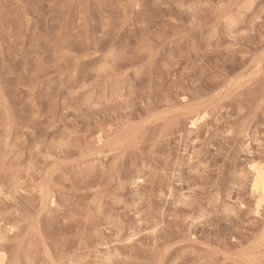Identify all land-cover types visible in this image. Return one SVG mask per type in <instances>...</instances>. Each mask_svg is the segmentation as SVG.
<instances>
[{"label":"rangeland","instance_id":"374dc122","mask_svg":"<svg viewBox=\"0 0 264 264\" xmlns=\"http://www.w3.org/2000/svg\"><path fill=\"white\" fill-rule=\"evenodd\" d=\"M254 161L264 0H0L4 264H264Z\"/></svg>","mask_w":264,"mask_h":264},{"label":"bare ground","instance_id":"6f19581e","mask_svg":"<svg viewBox=\"0 0 264 264\" xmlns=\"http://www.w3.org/2000/svg\"><path fill=\"white\" fill-rule=\"evenodd\" d=\"M201 109V108H199ZM198 111V110H197ZM192 112V111H191ZM205 114H206V111H198L196 113H194V115L192 116V120L190 119L191 121V125L192 126H195L201 119H204L205 118ZM191 117V116H190ZM127 137V136H126ZM125 137V138H126ZM133 138V137H132ZM127 139V138H126ZM125 139V140H126ZM122 141V140H121ZM252 168H253V173H254V183H253V188H254V191L256 193V196H257V208H261L264 204V164L262 162H257V161H254V163L252 164ZM53 195V194H52ZM53 200V199H52ZM52 202V201H51ZM264 232V231H263ZM262 232V233H263ZM264 234V233H263ZM263 236V235H262ZM263 242V241H262ZM259 243V242H258ZM263 244V243H261ZM259 244V245H261ZM262 246V245H261ZM3 247V246H2ZM30 249V248H29ZM33 249V248H31ZM4 250V249H3ZM5 251V250H4ZM0 250V264H4V262L7 260V257H6V253ZM30 250H28L29 252ZM27 252V251H26ZM27 252V255L30 254ZM32 252V251H30ZM37 252V251H36ZM248 252V251H247ZM254 252V251H253ZM8 254V253H7ZM33 254V253H31ZM245 254V253H244ZM24 255V254H23ZM35 255V254H34ZM37 255V254H36ZM33 256V255H32ZM244 256V255H243ZM26 257V255H25ZM31 256H27L26 258H28L27 260L31 259L30 258ZM35 257V256H34ZM247 257V256H245ZM244 257V258H245ZM15 258V257H14ZM21 258H24L23 256ZM20 258V259H21ZM36 258V257H35ZM34 258V259H35ZM9 259V258H8ZM17 259V258H16ZM33 259V257H32ZM247 259V258H246ZM26 260V259H24ZM17 261V260H16ZM33 261V260H32ZM31 261V262H32ZM15 263H18V262H15ZM25 263V262H24ZM23 263V264H24ZM28 264V262H26ZM248 263V262H247ZM19 264V263H18ZM21 264V263H20ZM30 264V263H29Z\"/></svg>","mask_w":264,"mask_h":264}]
</instances>
